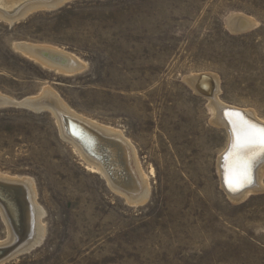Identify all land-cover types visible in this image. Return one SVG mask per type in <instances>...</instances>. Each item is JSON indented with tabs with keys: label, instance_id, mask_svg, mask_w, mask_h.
I'll use <instances>...</instances> for the list:
<instances>
[{
	"label": "rangeland",
	"instance_id": "obj_1",
	"mask_svg": "<svg viewBox=\"0 0 264 264\" xmlns=\"http://www.w3.org/2000/svg\"><path fill=\"white\" fill-rule=\"evenodd\" d=\"M58 9L0 20V93L22 101L50 87L75 113L121 131L150 177V198L129 205L85 169L50 111L0 108V171L34 182L49 229L46 245L4 264H264V191L229 199L218 169L225 134L186 82L215 75L226 105L264 119V69L255 68L264 63V0H77ZM234 15L257 26L234 33ZM27 43L84 68H44L15 48ZM50 180L63 196L44 194Z\"/></svg>",
	"mask_w": 264,
	"mask_h": 264
},
{
	"label": "bare ground",
	"instance_id": "obj_2",
	"mask_svg": "<svg viewBox=\"0 0 264 264\" xmlns=\"http://www.w3.org/2000/svg\"><path fill=\"white\" fill-rule=\"evenodd\" d=\"M72 1L77 0H0V8L3 9L0 10V20L13 24L35 12L42 13L49 10L54 12ZM19 6L20 8L17 9ZM227 25L234 33L252 31V28L257 26L252 19L243 15L232 16ZM260 45L263 46L264 41L259 43V48ZM15 48L44 68L55 69L59 73L76 74L84 68L81 60L57 48L28 43L17 44ZM253 57L254 54L249 56V58ZM262 64L258 62L255 65L261 74L264 69V63ZM202 74L188 78L186 82L196 95L209 103L213 115L212 125L225 134L226 145L218 162L221 185L229 199L239 203L250 193L264 191L262 179L264 147L245 143L249 127L264 128V119L254 110L245 112L226 105L219 98L221 91L219 78L212 74ZM203 77V86L201 91H198L196 86ZM212 89H214L212 96L203 94L211 93ZM13 105L24 106L23 108L26 107L35 112L50 111L65 140L86 164L85 169L101 176L112 191L125 198L129 205L140 207L146 204L151 193L150 177L142 166L138 150L121 131L75 113L50 87H45L38 95L27 97L22 101L0 93V108L6 109L7 106ZM20 178L0 171V185L5 186V188L0 187V227L5 228L7 234L6 238L0 241V249L12 247L18 241L24 240V236L29 233L30 238L21 246L19 245L13 253L0 259V264H4L8 259L26 250L37 249L41 244L48 243V239H45L49 231L46 226L48 217H45L46 213L40 206L42 200L37 199L40 196L39 190L30 179ZM254 179L258 181L255 188L240 192L243 188L249 187ZM48 192L52 193L49 196L53 198L63 196L54 180L47 182L44 194L47 195ZM63 233H57V239H63L65 232Z\"/></svg>",
	"mask_w": 264,
	"mask_h": 264
},
{
	"label": "snow or ice",
	"instance_id": "obj_3",
	"mask_svg": "<svg viewBox=\"0 0 264 264\" xmlns=\"http://www.w3.org/2000/svg\"><path fill=\"white\" fill-rule=\"evenodd\" d=\"M245 143L247 145L258 144L264 147V128L256 129L250 126Z\"/></svg>",
	"mask_w": 264,
	"mask_h": 264
},
{
	"label": "water",
	"instance_id": "obj_4",
	"mask_svg": "<svg viewBox=\"0 0 264 264\" xmlns=\"http://www.w3.org/2000/svg\"><path fill=\"white\" fill-rule=\"evenodd\" d=\"M25 4V3H24ZM21 6V5H20ZM20 6L19 7H17V9L18 8H20ZM0 10H3V9H1L0 8ZM16 12V11H15ZM8 14V13H7ZM204 80V77L201 79V80H199V82H198V84H197V86H196V88H197V90L198 91H201V87L203 86L202 85V81ZM213 90L214 89H212L210 92L211 93H203V94H205L206 96H212V94H213ZM259 164H261V163H259ZM259 164L257 165V167L259 166ZM256 167V168H257ZM256 170V169H255ZM0 187H2V188H5V186H3V185H0ZM244 189H246V188H243L240 192H242ZM24 196V195H23ZM19 245H20V241H18L15 245H13L12 247H10V248H7V249H0V259H2V258H4V257H6L7 255H9L11 252H13L14 251V249H16V248H18L19 247Z\"/></svg>",
	"mask_w": 264,
	"mask_h": 264
}]
</instances>
